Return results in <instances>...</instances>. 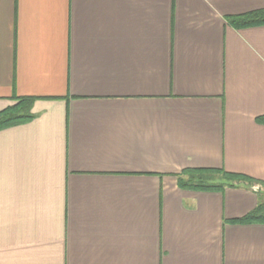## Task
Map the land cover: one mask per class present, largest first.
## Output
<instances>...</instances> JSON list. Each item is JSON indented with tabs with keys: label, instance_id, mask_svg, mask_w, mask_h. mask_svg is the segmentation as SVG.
Listing matches in <instances>:
<instances>
[{
	"label": "crops",
	"instance_id": "0c3cea01",
	"mask_svg": "<svg viewBox=\"0 0 264 264\" xmlns=\"http://www.w3.org/2000/svg\"><path fill=\"white\" fill-rule=\"evenodd\" d=\"M264 0H0V264H264Z\"/></svg>",
	"mask_w": 264,
	"mask_h": 264
},
{
	"label": "trees",
	"instance_id": "16d2710c",
	"mask_svg": "<svg viewBox=\"0 0 264 264\" xmlns=\"http://www.w3.org/2000/svg\"><path fill=\"white\" fill-rule=\"evenodd\" d=\"M226 21L234 29H244L264 26V9L253 11L244 15L227 17ZM16 103L0 111V130L31 121L34 115L31 107L34 97H16ZM264 124V117L256 119ZM177 185L180 189L198 192H218L225 188L243 186L253 189L257 197L256 206L244 217L230 221L233 224H264V181L249 176L227 172L217 168H188L177 176Z\"/></svg>",
	"mask_w": 264,
	"mask_h": 264
},
{
	"label": "water",
	"instance_id": "95a60500",
	"mask_svg": "<svg viewBox=\"0 0 264 264\" xmlns=\"http://www.w3.org/2000/svg\"><path fill=\"white\" fill-rule=\"evenodd\" d=\"M253 190H254L255 192H257V191H258V188L254 187Z\"/></svg>",
	"mask_w": 264,
	"mask_h": 264
},
{
	"label": "rangeland",
	"instance_id": "374dc122",
	"mask_svg": "<svg viewBox=\"0 0 264 264\" xmlns=\"http://www.w3.org/2000/svg\"><path fill=\"white\" fill-rule=\"evenodd\" d=\"M256 188H258V189H259V187H258V186H256Z\"/></svg>",
	"mask_w": 264,
	"mask_h": 264
}]
</instances>
